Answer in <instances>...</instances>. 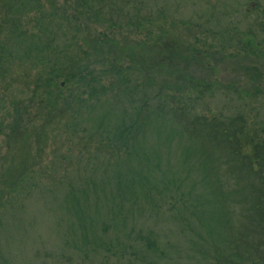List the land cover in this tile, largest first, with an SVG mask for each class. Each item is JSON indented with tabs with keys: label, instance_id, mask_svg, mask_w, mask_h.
<instances>
[{
	"label": "trees",
	"instance_id": "16d2710c",
	"mask_svg": "<svg viewBox=\"0 0 264 264\" xmlns=\"http://www.w3.org/2000/svg\"><path fill=\"white\" fill-rule=\"evenodd\" d=\"M244 8L254 16L245 27L220 28L217 9L178 18L150 0H0V129L45 144L64 116L71 138L93 144L92 156L89 147L77 155L88 178L97 180L102 158L120 156L106 176L164 196L180 232L192 235L190 258L264 264V90L220 86L206 73L214 69L206 49L264 59V0ZM177 29L193 39L182 43ZM202 32L218 43L200 49ZM22 71L27 89L18 90L29 94L10 103ZM217 98L224 107L213 109ZM173 145L176 163L162 150ZM8 256L0 244V264H18Z\"/></svg>",
	"mask_w": 264,
	"mask_h": 264
},
{
	"label": "rangeland",
	"instance_id": "374dc122",
	"mask_svg": "<svg viewBox=\"0 0 264 264\" xmlns=\"http://www.w3.org/2000/svg\"><path fill=\"white\" fill-rule=\"evenodd\" d=\"M150 1L171 8L178 18L197 19L198 15L217 9L216 14L223 18L220 28L245 27L248 18H254L242 15L249 0H226L221 4L219 0ZM177 32L186 44L187 32L177 29L174 33ZM199 39L202 50L218 43L216 38L205 39L203 32ZM217 49L220 48L205 50L211 54L209 61L214 67L206 73L212 74L215 84H231L241 91L255 87L264 90V59L244 58L234 49ZM198 70L204 74L203 67ZM24 72L15 73V82L10 85L14 93L8 96L10 103L29 94L26 91L25 96H20L18 90L27 89L28 77L23 76ZM217 100L211 103L213 109L223 108L222 101ZM58 120L49 129L45 144L39 145L30 146L28 133L22 128L16 140L7 139L4 127L0 129V244L9 258L18 264H204L188 256L192 235L180 232L181 224L172 217L164 196L146 194L137 183L131 187L118 185L107 177V167H121L120 156L113 163L103 158L100 163L95 162L97 180L88 178L77 155L89 147L91 154H85L92 156L93 144L86 146V141L71 138L63 130L64 116ZM35 121L40 126L42 120ZM162 150L166 159L176 163L178 147L173 145L168 150L163 146ZM53 159L60 164L53 167ZM31 169L34 173L29 172ZM31 174L36 178L35 186L28 181ZM64 174L66 179L58 180Z\"/></svg>",
	"mask_w": 264,
	"mask_h": 264
}]
</instances>
